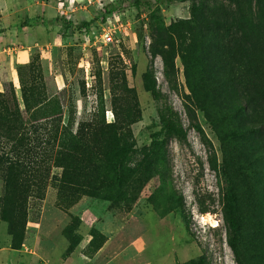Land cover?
Listing matches in <instances>:
<instances>
[{"label": "rangeland", "instance_id": "374dc122", "mask_svg": "<svg viewBox=\"0 0 264 264\" xmlns=\"http://www.w3.org/2000/svg\"><path fill=\"white\" fill-rule=\"evenodd\" d=\"M134 1L14 0V7L5 10L0 121L25 123L21 159L32 187L19 247H12L7 222L0 220V264H238L222 217V144L185 84L195 69L184 68L175 56L166 73L161 56L151 55L163 41L158 29L188 19L193 1L171 0L167 7L155 4L151 9L136 7ZM104 30L113 41L102 42ZM150 68L160 104L178 114L183 142L158 131L159 103L143 87V74ZM29 87L42 105L57 96L63 106L59 126L71 120L73 128L94 117L100 100L105 122H116L112 108L124 120L126 97L132 96L138 106L130 125L138 188H125L116 201L60 196L61 169L54 166L51 141L57 123L54 117L28 122L33 110L25 109L22 95ZM156 152L167 185L154 202L159 180L149 159ZM3 193L0 170V198Z\"/></svg>", "mask_w": 264, "mask_h": 264}, {"label": "trees", "instance_id": "16d2710c", "mask_svg": "<svg viewBox=\"0 0 264 264\" xmlns=\"http://www.w3.org/2000/svg\"><path fill=\"white\" fill-rule=\"evenodd\" d=\"M170 1L135 0L133 5L151 9L155 4L167 7ZM192 1L188 19L172 21L158 29L163 41L151 55L161 56L166 73L173 68L175 56L184 68L195 69L192 80L185 82L186 88L222 144V217L227 227V244L238 264H264V0ZM143 87L160 104L161 94L151 68L143 74ZM111 90L115 97L117 84ZM22 96L25 109L33 110L28 122L54 117L57 123L51 141L55 145L54 166L61 169L57 180L60 196L84 195L116 201L125 188H138V158L134 160L132 156L130 135L138 106L132 96L126 97L130 102L123 109L124 120L112 108L116 122H105V106L100 100L94 117L75 128L71 120L59 126L63 106L57 96L44 105L33 87L25 88ZM159 104L158 131L183 142L186 134L177 112ZM20 119L19 112L16 122ZM24 125L6 118L0 121L4 129L0 132L4 182L0 220L7 222L14 248L23 240L24 226L20 224L32 187L24 177L21 159L25 141L20 130ZM149 161L159 180V189L152 196L155 202L167 182L160 169L159 153ZM175 199L180 205L181 199ZM188 264H194V260Z\"/></svg>", "mask_w": 264, "mask_h": 264}, {"label": "crops", "instance_id": "0c3cea01", "mask_svg": "<svg viewBox=\"0 0 264 264\" xmlns=\"http://www.w3.org/2000/svg\"><path fill=\"white\" fill-rule=\"evenodd\" d=\"M12 1V2H11ZM13 1L14 0H0V10L2 9V10H4L3 12H2V14H1V16H0V23H2V22H4V21H6V17H5V10H8L9 9V7H14L13 5ZM1 13V12H0ZM7 26H3V27H1L0 28V30H2V29H4V28H6ZM7 31H8V29L6 28V33L4 34V33H0V41L2 40V39H5V37H4V35H6L7 34ZM1 55V54H0ZM3 55H1L0 56V60H1V57H2ZM1 64V63H0Z\"/></svg>", "mask_w": 264, "mask_h": 264}, {"label": "built area", "instance_id": "2783aa9c", "mask_svg": "<svg viewBox=\"0 0 264 264\" xmlns=\"http://www.w3.org/2000/svg\"><path fill=\"white\" fill-rule=\"evenodd\" d=\"M101 39L103 43H109L113 41V34L109 30H104L101 34Z\"/></svg>", "mask_w": 264, "mask_h": 264}]
</instances>
